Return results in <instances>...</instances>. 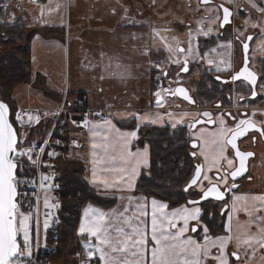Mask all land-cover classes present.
Wrapping results in <instances>:
<instances>
[{
	"label": "rangeland",
	"instance_id": "374dc122",
	"mask_svg": "<svg viewBox=\"0 0 264 264\" xmlns=\"http://www.w3.org/2000/svg\"><path fill=\"white\" fill-rule=\"evenodd\" d=\"M3 1L5 4H12L10 11L14 13V17H17L23 8L29 17L38 18L35 21L30 20V26L39 28L46 18L50 23H60L65 26V22H57L58 18L64 17V0H47V4L33 0ZM85 1L86 4H81L83 2L79 1V5L75 7L73 1H70L72 4L69 8L71 29L74 24L78 29L76 31L78 34L70 38L75 41V44L79 42L81 45L73 47L70 44L66 47V42L63 44L65 40H59L63 38V34L52 39L53 37L36 33L31 39L30 68L33 73L40 72L47 76L46 83L49 88L58 90L65 86L70 99L79 91H85L89 99L100 98L107 106L122 103L135 106L132 108L111 107L105 111L106 119L97 121L91 117L88 129L76 127L73 131L74 136L88 141L84 140L85 143L80 148L71 147L68 157L84 162L85 178L92 181L94 187L115 186L119 184L122 177L131 175L132 167L136 168L135 177L142 171H147L149 143L146 137L139 132L142 125L173 128V125L184 124L185 119L190 115V112L180 109L152 108L161 104L153 101V95L156 96L159 91H164L163 86L168 75L165 73L166 79L163 85L156 86L151 82L154 73L151 67L156 64L161 73L165 72L167 66L164 55H167V51L174 44V37L178 34L171 22L166 24L161 18L175 16L176 12L182 10L183 0H130L133 5H124L121 0H100L103 2L101 6L95 4V0ZM52 3L54 6L51 5ZM55 6L57 7L54 8ZM133 7L135 10L140 8L141 14L131 13ZM98 14L102 18L100 22L96 18ZM83 30L86 33H83ZM161 51H164V55ZM33 89V86L29 84L16 86L13 89V96L17 104L47 106L56 104L57 101L54 103L55 100L44 99L45 95ZM40 97L41 101H39ZM175 101L177 105L181 104L180 101ZM165 104L166 102L163 101L161 105ZM133 131H136L137 135L129 137L131 143L128 149L133 154L146 152V155L129 157L126 154L127 149L122 148L123 137L120 134ZM105 143L109 145L107 153L102 147L96 149L92 147L93 144L103 145ZM213 148L212 144H208L207 139H202L196 150L205 160H214L217 150L213 151ZM202 150L204 155L201 154ZM121 151L125 152L123 158ZM94 159L98 161L95 166L93 165ZM101 159L103 162H100ZM141 161L146 162L141 163ZM123 168H127L128 172L120 171ZM94 170L95 176L93 175ZM124 183L128 182L125 180ZM259 192L260 196L264 195V184L259 187ZM141 198H143V204V194ZM254 203L256 205L252 204L247 207L249 215L246 219L258 225L250 224L247 231H242L238 235L240 237H236L238 233L235 235L236 252L240 258L235 259L234 264H259L257 257L261 255L264 258L262 254L264 247L258 243L259 239L264 236V233L260 231L264 228L262 210L264 201L258 200ZM86 208H82V216L86 215ZM238 210L237 206H233L234 221L238 218L235 219V216L239 215L240 210ZM120 214L121 211L114 212L113 209L109 212V216L113 219L116 217L117 221H119L117 218L121 216ZM228 215H230V208ZM102 223L107 229V235L111 238L112 236L108 234L109 228L104 222ZM240 223L243 222L237 221L236 225ZM246 240L251 241L250 246L244 243ZM86 241L88 242L87 239L81 240L84 249ZM105 250L111 252L108 248ZM113 257L120 256L115 253ZM68 258L71 260L69 264L72 262L74 264V259L70 256ZM53 261L58 260L53 259Z\"/></svg>",
	"mask_w": 264,
	"mask_h": 264
},
{
	"label": "flooded vegetation",
	"instance_id": "af4514ba",
	"mask_svg": "<svg viewBox=\"0 0 264 264\" xmlns=\"http://www.w3.org/2000/svg\"><path fill=\"white\" fill-rule=\"evenodd\" d=\"M255 2L259 8H264V0ZM182 3L184 9L182 7L175 16L161 18L166 24L171 22L178 34L174 37V44L167 51V55L161 51L167 66L162 73L163 82L166 79L165 73L168 77L164 82V91H159V96L153 95V101L161 104L165 101L166 104L152 108L190 112L184 124L173 128L162 127L169 133L182 132L191 159L190 176L196 165L201 166L200 183L187 192L184 190L187 193L186 200L199 197L201 191L212 183H216L221 190L227 189L223 199H207L196 204L201 210L199 224L194 220L191 226L198 227L200 231L203 225H207L206 219L212 215V211H215L218 222L224 221L232 194L240 190L243 182L250 181L254 176H264V136L259 131L264 124V88L261 87L264 86V13L253 8L249 0H209L208 3H204V0H183ZM221 5L230 12L229 23L223 26L221 24L224 13ZM250 36L253 39L249 40ZM190 40L191 54L188 53ZM245 43L249 45L247 52L243 47ZM177 48L183 49V52L177 51ZM245 57L248 70L257 78L255 86L243 77L233 80V76L245 66ZM185 61L189 69L187 72L181 70ZM208 61L212 63L209 64ZM218 68L221 70L217 71ZM151 69L154 72L158 67L153 64ZM178 88L185 89L190 100L178 93ZM253 89L257 93L255 97L252 96ZM175 100L181 104L177 105ZM205 112L211 116H204ZM209 119L211 123L208 122ZM240 120H251L256 125V128H249L245 135L236 140L240 151L253 155L245 160V171L233 180L230 173L239 167V162L237 164L231 145L224 147L223 156L213 145V151L217 150L214 160H205L196 149L202 139H207L208 144H211L214 134H218L222 128L226 138L230 139L231 132L228 130H236ZM152 127L157 126L144 124L139 132L144 135ZM223 157L233 160L234 166L230 167ZM205 175L208 179H204ZM223 175H227L226 184L217 179ZM186 200L185 203L188 204ZM201 234L204 238V233Z\"/></svg>",
	"mask_w": 264,
	"mask_h": 264
},
{
	"label": "snow or ice",
	"instance_id": "6c2138e0",
	"mask_svg": "<svg viewBox=\"0 0 264 264\" xmlns=\"http://www.w3.org/2000/svg\"><path fill=\"white\" fill-rule=\"evenodd\" d=\"M208 2L209 0H204V3ZM249 3L253 8H257L258 11L264 13V8H259L255 0H249ZM4 7H7V5H4ZM221 7L224 13L221 24V26H223L229 23L230 12L227 7H223V5H221ZM204 34L207 35V33ZM189 36L191 37V33H189ZM248 39L251 40L253 37L250 36ZM243 47L245 52H247L249 45L245 43ZM177 51L183 52V49L177 48ZM188 53H192L191 40L189 41ZM177 63H179V61H177ZM208 63L211 64L212 61H208ZM181 70L184 72L189 70L187 61H185V66ZM220 70L219 68L217 69V71ZM241 77L254 86L257 83L255 74L250 72L247 68L246 57L245 66L233 76V80H237ZM217 79H219V77H217ZM261 87L264 88V86ZM176 91L183 94L186 100H190L185 89L178 88ZM157 95L159 96V93H157ZM256 95L257 93L253 89L252 96L255 97ZM241 99H244V97H241ZM8 114V105L0 101V264H18L17 257L23 255L24 250H28V254L30 255V221L32 218L31 210L27 212L23 211V205L19 200L21 196V193L18 191L19 186L27 183V181L20 179L19 173L23 171L25 157L30 165L36 166L38 164L39 154L35 152L34 148L30 147L29 149H23L19 147L22 142L18 140L17 133L14 131L12 123L9 122ZM203 115L206 117L211 116V114L207 112L203 113ZM31 119L32 117H29V120ZM16 121L21 123V125L23 124L19 112L16 114ZM199 122L200 121H197V123ZM208 122L211 123V119H209ZM221 124L223 125L222 119ZM173 127H175V125H173ZM249 128H256L255 123L251 120H240L236 130H228L231 132L230 139L226 138V133L222 128L218 134H214L215 138L210 141V143L217 148L221 156H223L224 147L226 145H231V147L236 150V157L239 158V167H236L235 171L230 173L233 180L245 171V158L253 155L252 153L241 152L236 144L237 138L245 135ZM259 131L260 134L264 136V124H262ZM136 135V131L120 134V136L123 137L122 148L127 149L126 154L129 157L134 155H146V152L133 154L131 150L128 149V145L131 143L129 137H136ZM193 146L195 147V145ZM92 147L93 149L102 147L105 153H107L109 149V145L106 143L103 145L93 144ZM201 154L204 155L203 150ZM48 155L53 156L54 153H48ZM124 155L125 152L121 151L122 158ZM193 155L196 154L193 153ZM33 156H36L37 159H33ZM205 158L207 159V157ZM223 158L227 160L230 167L234 166L233 160L227 159V157ZM97 162L98 161L94 159L93 165L95 166ZM100 162H103V160L101 159ZM144 162L146 161H141V163ZM214 162L218 163V161ZM44 167H51V165H44ZM120 171L127 173L128 169L123 168ZM95 174L94 170L93 175L95 176ZM135 175L136 168L132 167L131 175H125L121 178L119 183H124L126 180L131 186ZM200 176L201 166L197 165L195 175L185 188L186 192L200 183ZM49 179V176L42 177L41 188L45 191V182ZM204 179H208L207 175L204 176ZM217 179L219 182L227 183V175L218 176ZM234 186L235 185H233V187ZM202 191L203 195L201 199H206L209 196L215 195L216 199L219 200L223 199L224 196V193L219 191L215 185ZM128 199L131 201L133 198L129 197ZM254 199L264 201V195L255 197ZM187 203L196 205L199 201L193 200ZM44 204L46 208L49 206L56 207V205H49V198L47 196L44 197ZM151 205L150 233L146 220L140 219L141 217L146 218L148 216L147 203L145 201L143 204L138 203L136 205L138 216L125 217L124 213L120 214L121 217H124L123 223L130 231H126L124 227L116 226L115 231L120 238L115 241L107 235V229L103 226L104 213L97 212V214L93 215L91 220H82L79 233L82 235L87 234L89 240L95 237L97 241L95 245L87 241L84 244L89 261L93 259L94 254H99L101 264H202L201 255L204 257L211 255L208 244L212 243L218 246L219 255L215 257L218 264H229L226 248L228 242L231 240L230 236H219L216 237L215 240H212L209 236L207 225H203L204 244L199 243L190 236L185 237V233L188 231H198V227H191L190 229L189 222L196 220L199 224L198 218L201 211L200 208L193 207L189 209L187 207H182L171 213H167L164 211V209L167 208L166 204L158 203L157 200L153 199ZM29 208H31V206H29ZM229 219H231V217H229ZM44 227H48L47 218L44 221ZM226 230L230 231V229ZM260 231L264 233V228H261ZM20 235L23 237V248H21L18 242V237ZM244 243L250 246L251 241L246 240ZM258 243L261 247H264V236L259 239ZM150 244L152 245L151 247H149ZM105 248L111 249V252H107ZM112 253L118 254L121 259L114 258ZM232 256L237 260L240 258L237 252H233Z\"/></svg>",
	"mask_w": 264,
	"mask_h": 264
},
{
	"label": "trees",
	"instance_id": "16d2710c",
	"mask_svg": "<svg viewBox=\"0 0 264 264\" xmlns=\"http://www.w3.org/2000/svg\"><path fill=\"white\" fill-rule=\"evenodd\" d=\"M11 5L0 0V98L8 103L10 118L18 105L13 96L16 86L29 84L42 95L54 94L45 77L39 72L31 71V39L36 33L46 36H61L63 33V27L30 26V17L23 8L17 17H12ZM177 133H169L162 127L146 130L144 136L149 143L147 171H142L135 183V191L162 199L169 207L185 203L187 193L183 190V185L188 180L191 169L188 146L182 132ZM68 149L65 145L62 148L63 155L59 157L61 238L55 256L59 257L60 264H69L71 260L68 257L74 251L82 250L81 240L86 235L76 234L82 208L87 203L108 207L117 201L115 197L99 194L86 181L84 164L81 160L69 158ZM206 220L209 231H221L222 225L218 222L215 211Z\"/></svg>",
	"mask_w": 264,
	"mask_h": 264
},
{
	"label": "built area",
	"instance_id": "2783aa9c",
	"mask_svg": "<svg viewBox=\"0 0 264 264\" xmlns=\"http://www.w3.org/2000/svg\"><path fill=\"white\" fill-rule=\"evenodd\" d=\"M45 2L46 0H35ZM164 76L157 69L152 75V82L160 86ZM66 90L63 89L60 99L54 106L37 105H17L10 118L18 140L21 141L19 147L23 149L34 148L39 154L38 164L32 166L27 158H24L23 171L19 173L20 179L27 181L21 184L18 191L22 203V210H31L32 218L30 221V255L28 250L17 257L18 264H60L59 257L55 256L60 245L61 229L59 211L61 207L60 177L61 169L59 157L63 155L62 148H80L83 141L74 136V129H88L91 117L104 120L107 118L106 110L111 107L89 106L79 99L67 100ZM20 113L23 124L16 121V114ZM29 117H32L29 120ZM43 150V151H42ZM48 153H54L49 156ZM33 159H37L33 156ZM51 165V167H44ZM43 176L50 179L45 182L46 191L41 188ZM49 198V205L56 207H45L44 197ZM31 206V208H29ZM47 214V215H46ZM48 219V227H44L45 219ZM203 239V235H199ZM18 242L23 248V237H18ZM74 264H96V258L89 261L87 253L76 250L71 255ZM53 259L58 260L53 261ZM73 263V262H72ZM71 263V264H72Z\"/></svg>",
	"mask_w": 264,
	"mask_h": 264
},
{
	"label": "crops",
	"instance_id": "0c3cea01",
	"mask_svg": "<svg viewBox=\"0 0 264 264\" xmlns=\"http://www.w3.org/2000/svg\"><path fill=\"white\" fill-rule=\"evenodd\" d=\"M33 1H35V0H33ZM70 1L71 2L73 1L74 7L79 5V1L83 2V3L80 2L81 4H86L85 0H64V2H65L64 3V17L58 18L57 22H62L63 21V22H65V26L64 25H60V23H50V21L47 20V18L44 19V21H43L44 23L41 24V25L42 26L44 25V26L63 27V33H62L63 34L62 35L63 38L61 39V38L58 37L59 40H62V41L65 40L63 42V44H65V42H66V47H68L70 44H72L73 47H77V45H81V44L79 42L77 44H75V41L71 40V38H70V37H73V36L78 34V33H76V31L78 29L76 28L75 24H74V26H72V29H71V26H70V19L71 18L69 16V8H70V5L72 4ZM112 1H117V0H112ZM47 3H48V1L46 0V2H44L43 4H47ZM121 3L124 4V5H130V4L133 5V3H131L130 0L129 1L128 0H121ZM95 4H99L101 6L103 4V2H101L100 0H95ZM51 5L54 6L53 3ZM57 6H55L54 8H56ZM131 13H133V14L135 13L137 15H140L141 14L140 8L139 9L137 8L135 10V8L133 7ZM11 15H13V17H14V13L13 12L11 13ZM96 18H97L98 22H100L102 20L100 14H98V16ZM36 19H38V18H36L35 16L30 17V20H34L35 21ZM140 25L141 26H145L144 24H140ZM82 32L86 33L85 30H83ZM49 37H53L52 39L57 38V36H49ZM42 75L45 77V81H48L47 80V76L44 73H42ZM50 89L54 91V94L53 95H45L44 99H48L50 101L55 100L54 103L60 99V97L62 95V92H63V89L66 90L65 86H63L62 89H58V90H56L54 88H50ZM38 92L40 93V91H38ZM66 92H67L66 93L67 100L72 101V99L73 100L79 99V100L83 101V103H85V104H87L89 106H106V107H116V108H132V107H135V106H131L130 103H122V104H119V105H116V106L115 105L107 106V105H105L106 103H103L100 98L89 99L88 95L86 94L85 91H79L76 94V96H74V97H72L70 99L68 97V90H66ZM55 96H57V98ZM88 99H89L90 102L88 101ZM41 100H42V98L40 97L39 101H41ZM35 105H37V106H47V105H40V104H35ZM98 120H100V119H97V121ZM100 121H102V120H100ZM81 140L84 141L85 139L83 140V138L81 137ZM87 141L85 140V142H87ZM85 142H83V145H84ZM82 163L84 164L83 161H82ZM84 166H85V164H84ZM84 177H85V175H84ZM138 177H139V175L137 177L133 178L131 186L129 185V183H122V184L119 183V184H117L115 186H107V187H102V186L94 187L92 185V181H88L85 178L86 181L91 186H93L98 191L99 194L104 195V196H108V197H115L117 199V201H116V203L114 205H111V206H108V207H102V206L96 205V204L95 205L94 204H86L84 206V208L87 207L86 208L87 209V216L86 215L82 216V210H83L82 209L81 213H80V218H79V221H78V224H77V227H76V234L80 235L79 227H80L81 221L82 220H86V221L87 220H91L93 218V215L97 214V212L104 213L103 222L109 228V233L108 234H110L112 236L111 239L113 241H115V240L120 238L118 236V234L116 233V231H115L116 226L124 227L126 231H130V229L123 223L124 217L119 216L117 218L120 221L119 222V221L116 220V217H114V219H113L111 216H109V212L112 211V209H113L114 212L121 211V213H124L125 217H134V216H138L139 215L136 212V205L138 203L142 204V198H141L142 193L135 191V183H136V180H137ZM263 184H264V176H254V178L251 179L250 181L243 182V185L240 187V190H238L237 192L232 194V198L230 200V206H229L230 215L227 216V214H226L224 221L221 223V225H222L221 226V231H218V232L209 231V236L211 237L212 240H215V238L219 237V236H230L231 237V240L228 242V246L226 248V253H227V258H228L229 264H234L233 262L235 261V257L232 256V253L237 251V247H236V241L237 240L235 238V235L238 233L236 235V237H237L238 235L241 234L242 231H247L249 229V225L253 224L251 221H249V219H246V217L249 215V213L247 211V207L251 206L252 204H255L254 202L258 201L257 199H254V198L260 196L259 187L263 186ZM143 196H144V202L143 203H145V201L147 203L148 216L146 218L145 217H141L140 219L141 220H146V223H147V226H148V229H149V233H150V228H151V209H152L151 201L153 199H155V200L158 201V203H164L166 205H167V202L162 200V199L156 198V197L146 196L144 194H143ZM129 197H132L133 199L130 201L128 199ZM234 198H238V199H234ZM233 206H237V208L240 210V211L238 210L239 211V215L235 216V219L238 217L235 221L233 220L234 219V217H233L234 216L233 215ZM182 207H187V208L191 209L193 207H199V206L198 205L181 203V204H178V205L173 206V207H169L167 205V208H165L164 211L167 212V213H171L174 210L182 208ZM126 209H127V211H126ZM262 210L264 212V208H262ZM229 217H231V219H229ZM237 221L238 222H243V223H240V224L236 225ZM193 222H194V220L189 222V228H191V225H192ZM253 225H258V223L253 224ZM226 229H230V231L226 230ZM201 233H204L203 229H201L200 231H198L196 233H192L191 231H188V232L185 233V237H189L190 236L193 239H196L199 243L204 244L205 243L204 238L202 240L199 239V235ZM84 235H86L85 239H87L88 242L91 243L92 245H95L97 243V241L95 240V237H92L91 240H89L88 235L87 234H84ZM238 237H240V236H238ZM151 246L152 245L150 244L149 247H151ZM208 247H209V251H210L211 255H209L207 257H204L203 255H201L202 264H218V261L215 259V257L219 255L218 246L215 245V244L209 243ZM263 249H262V254L264 256ZM109 250L111 251V249H109ZM82 251L86 252V250L83 247H82ZM114 254L115 253H113V255ZM149 256H150V253H149ZM94 257L96 258V264H101V261L99 259V254H94ZM116 258L117 259H121V257H116ZM257 260L259 261V264H264V258H262L261 255H259V257H257Z\"/></svg>",
	"mask_w": 264,
	"mask_h": 264
},
{
	"label": "water",
	"instance_id": "95a60500",
	"mask_svg": "<svg viewBox=\"0 0 264 264\" xmlns=\"http://www.w3.org/2000/svg\"><path fill=\"white\" fill-rule=\"evenodd\" d=\"M0 101H2L3 103H5V104L8 105V103H7L6 101L2 100L1 98H0ZM8 108H9V105H8ZM8 115H9V114H8ZM9 122L11 123L10 118H9ZM12 125H13V124H12ZM13 129H14V131L16 132L14 126H13ZM232 149H233V148H232ZM233 152H234V157H236V150L233 149ZM241 152H243V151H241ZM247 158H248V157H246L245 160H247ZM236 159H237V164H238V162H239V158L236 157ZM196 166H197V165H196ZM196 166H195V168H194V171H193L192 175L188 178V180H187L186 183L184 184V186H183V190H185L186 186L189 184V182L191 181V179H192L193 176L195 175V172H196ZM213 185H215V186L219 189V191H221V192L224 193V196H223V198H224V197H225V192H226L227 190H226V189L221 190L220 187H219L216 183H212V184L207 185L203 190H207V188H209V187H211V186H213ZM202 195H203V191H201V194H200L199 197L194 198V199L188 198V199L186 200V202H188V201H193V200H196V201L201 202V201H203V200H207V199L218 200V199H216L215 195L209 196V197L206 198V199H201V196H202ZM219 200H220V199H219ZM188 204H189V203H188ZM191 227H195V226H191ZM191 232H192V231H191ZM263 252H264V249H263Z\"/></svg>",
	"mask_w": 264,
	"mask_h": 264
}]
</instances>
